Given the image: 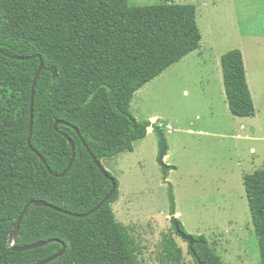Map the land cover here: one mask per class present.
Returning <instances> with one entry per match:
<instances>
[{
    "label": "trees",
    "instance_id": "1",
    "mask_svg": "<svg viewBox=\"0 0 264 264\" xmlns=\"http://www.w3.org/2000/svg\"><path fill=\"white\" fill-rule=\"evenodd\" d=\"M202 38L197 6L176 0H0V264H35L64 244L65 253L47 264H141L129 227L116 217L121 182L110 171L117 184L111 198L86 217L74 214L93 210L113 187L91 152L103 162L134 150L152 125L132 113L135 93L199 49ZM41 58L45 69L36 86L30 144L32 87ZM221 66L230 111L254 117L242 49L223 54ZM70 139L76 156L62 175L73 157ZM175 167L166 165L165 175ZM243 181L264 264V168L244 174ZM169 197L173 215L172 189ZM32 200L48 205L28 208L16 245L49 242L16 251L11 234ZM172 227L163 234L162 261L188 264ZM194 236L190 253L197 264H223L206 236Z\"/></svg>",
    "mask_w": 264,
    "mask_h": 264
},
{
    "label": "rangeland",
    "instance_id": "2",
    "mask_svg": "<svg viewBox=\"0 0 264 264\" xmlns=\"http://www.w3.org/2000/svg\"><path fill=\"white\" fill-rule=\"evenodd\" d=\"M176 1L197 6L201 47L144 85L131 103L139 120L157 121L164 130V162L176 167L165 175L161 140L153 129L133 151L105 159L121 182L113 208L129 227L141 264H170L163 263L160 251L163 234L174 232L171 189L185 231L206 236L223 264H262L243 175L264 168V75L255 71L264 74V0ZM234 48L247 54L252 83L258 75L254 117L232 114L226 98L219 58ZM174 235L184 260L197 264L189 242Z\"/></svg>",
    "mask_w": 264,
    "mask_h": 264
},
{
    "label": "water",
    "instance_id": "3",
    "mask_svg": "<svg viewBox=\"0 0 264 264\" xmlns=\"http://www.w3.org/2000/svg\"><path fill=\"white\" fill-rule=\"evenodd\" d=\"M13 57L18 58L20 60H26V59L33 58V56H13ZM44 69H45V64H44L43 59L41 58L40 66H39V69H38V71L36 73V76L34 78L33 87H32L31 124H30V138H29V143L30 144H31V136H32V133H33V126H34V101H35L36 86H37L38 78H39L42 70H44ZM61 122L62 121L59 120V121H57L55 123V128L56 129L58 128V124L61 123ZM151 127H152V129L155 132H157V134H158V136H159V138L161 140L160 161L162 162L163 167L165 169L166 164L164 162V159L166 157L167 150H168V142H167L166 136L164 135L163 129L158 125L157 121H154L152 123ZM70 142L72 144L73 157H72V159L70 161V164H69L67 170L62 175H64L71 168V166L73 164V161H74V158L76 156V147H75L74 141L72 139H70ZM85 144H86V146H88L87 143H85ZM91 154H92L95 162L97 163L98 167L100 168V170L107 177H109L112 180L113 187L111 188L110 192L106 195V197L93 210H91L88 213H84V214H79V213L74 214V215H76L78 217H86V216H88V215H90L92 213H95L98 210H100L102 208V206L105 204V202L108 201L111 198V196L115 193V191L117 189V184H116L114 178L110 176V174H109L107 168L104 166L103 162L99 161L97 159V157L92 152H91ZM40 157H41V159L43 161H45L42 155H40ZM33 204L34 205H39V206L48 205L47 202H44V201H41V200H32V201L28 202L25 205L23 211L21 212V215L19 216V218L17 219V221L15 223L14 230H13V232L11 234L12 246H13V249L16 250V251H24V250L34 249V248H37V247L44 246V245H46L49 242V241L42 240V241H38V242H35V243H32V244H27V245H22V246H17L16 245V239H17L19 230L21 228V223H22L23 217L25 216V213L27 212L28 208L31 205H33ZM56 209H59V208H56ZM171 221H172L173 225L175 226V228H176L179 236L182 239H184V240H186V241L189 242L190 248L194 252V244L197 241V239L195 238V236L192 235V234H188L185 230H182L181 229L180 222H179L178 217H177L176 214L171 215ZM66 249H67V246H66V244H64L63 248L59 252H57V253H55V254H53V255H51V256L43 259L42 261H40L38 263H35V264H47V263H49V262H51V261L59 258L60 256H62L65 253ZM200 264H203V263L200 262Z\"/></svg>",
    "mask_w": 264,
    "mask_h": 264
},
{
    "label": "crops",
    "instance_id": "4",
    "mask_svg": "<svg viewBox=\"0 0 264 264\" xmlns=\"http://www.w3.org/2000/svg\"><path fill=\"white\" fill-rule=\"evenodd\" d=\"M243 53H244V58H245V64H246V68H247V77H248V82H249V85H250V88H251V91H252V93H253V97H255L256 95V87H254V86H256L257 85V76L258 75H256L255 74V83H252V77H251V72H252V66L250 65V63H249V60H248V56H247V54L243 51ZM222 57V56H221ZM221 57L219 58L220 59V62H221ZM255 71H258L259 72V76H263L264 74H263V72H262V70H261V68H257ZM259 82H260V77H259ZM226 93V92H225ZM136 94V93H135ZM227 98V97H226ZM256 105H257V103H255ZM149 129V128H148ZM148 133H149V130H148ZM148 135V134H147ZM146 138V137H145ZM144 139V138H143ZM141 140V139H140ZM138 141V140H137ZM108 159V158H107ZM105 160V159H104ZM103 163H104V161H103Z\"/></svg>",
    "mask_w": 264,
    "mask_h": 264
},
{
    "label": "bare ground",
    "instance_id": "5",
    "mask_svg": "<svg viewBox=\"0 0 264 264\" xmlns=\"http://www.w3.org/2000/svg\"><path fill=\"white\" fill-rule=\"evenodd\" d=\"M148 130H149V132H152V127H149V129H148Z\"/></svg>",
    "mask_w": 264,
    "mask_h": 264
}]
</instances>
